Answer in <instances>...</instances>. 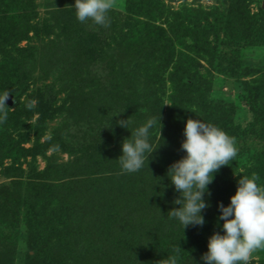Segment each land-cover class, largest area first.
<instances>
[{
  "label": "rangeland",
  "instance_id": "374dc122",
  "mask_svg": "<svg viewBox=\"0 0 264 264\" xmlns=\"http://www.w3.org/2000/svg\"><path fill=\"white\" fill-rule=\"evenodd\" d=\"M32 1L36 7L30 24L45 23L48 30H28L9 47L8 56L17 60L26 87L15 106L11 96L12 107L21 109L20 114L8 111L0 130V264H168L169 257L186 249L185 244L207 234L201 229L218 215L224 186L231 187L241 176H255L264 186V0H132L134 30L151 26L164 30L161 35L150 30L153 40L163 43L166 58L156 68L163 72L164 82L156 83L155 97L148 100L155 106L163 102L161 120L166 118L169 128L164 133L162 128L151 130L150 142L156 149L148 164L138 172L121 173L117 181L110 178L120 174L109 171L108 162L100 166L99 154L106 158L108 150L121 152L132 124L125 129L117 123L124 112L113 116L123 111L116 100L108 101L112 107L103 114L104 123L88 114L86 122H75L70 107L78 103L77 93L88 96L98 85L82 89L72 85L70 92L62 65L54 66L61 40L56 35L65 30L75 0ZM113 4L111 10L126 13L127 0ZM156 7L157 16L146 13ZM18 15L11 11L1 24L11 25ZM90 28L93 33L104 30ZM119 42L117 35L109 39L108 56L116 57ZM100 49L98 45L96 62L80 69L85 76L88 71V77L103 80L113 68L109 59L98 60ZM140 55L139 50L126 51L122 60L132 58L136 63ZM186 73L196 82L194 95L182 88L175 94ZM136 88L139 95H153L152 90ZM173 100H179L178 110L189 101L188 110L174 111ZM179 113L218 126L235 139L238 149L235 160L222 166L208 185L211 195L205 199L211 206L202 212L205 224L185 230L167 214L179 207L174 200L180 194L167 176L170 165L185 154L180 145L186 121L176 118ZM48 140L55 146L49 148ZM91 141L96 150L78 151ZM207 250L205 246L182 257L180 264H205L201 256ZM248 264H264V249L254 252Z\"/></svg>",
  "mask_w": 264,
  "mask_h": 264
},
{
  "label": "trees",
  "instance_id": "16d2710c",
  "mask_svg": "<svg viewBox=\"0 0 264 264\" xmlns=\"http://www.w3.org/2000/svg\"><path fill=\"white\" fill-rule=\"evenodd\" d=\"M127 1L128 5L126 13L110 10L108 14L110 18V26L106 28L100 26L101 30H104H99L101 31L99 33H93L88 24L80 23L76 19L75 12H73V14L70 16L71 18L64 21V25H66L65 30L56 35L57 37H60L61 40L60 42H57L58 45L56 47V51L59 52V55L57 56L54 66L62 65V70L64 72L63 79H65L67 85L66 88L70 89V92H73L72 85H78L81 89L98 85L97 87H95L96 90L94 91V93H90V95L88 94V96H86L85 94L77 93L78 97L76 98V100L78 101V103H74L72 107H70V115L75 119V122H86L87 118L84 116L88 114L89 116L96 115L100 122L104 123L103 114L112 107L110 104H108V101L112 100V102L114 103V101L116 100L118 101V104H120L118 106L122 107L121 109L123 111L125 110L124 113L120 115L119 119L122 120L129 118L130 121L132 120V127L130 126L132 130H134L135 127H138L141 124L145 123L148 119L155 118L157 120V123L153 129L157 131L162 128V133H164L166 129L169 128V126L165 124L166 118L161 120V113L164 110L163 102L160 100L158 101V103H156L155 106L152 102L149 103L150 100H148L151 97H155L157 91L154 90V87L156 86V83H159L161 85L162 82H164V80L160 79L163 76V72L157 73L156 68H158L159 65L161 66L163 60L166 58L163 54V43L160 41H154V34L150 30L155 28L157 31H160V35L163 34L164 30L163 28L159 29L152 26L148 28L146 27L145 29L141 28L138 31L134 30L132 26L133 22L131 23L130 20V15L131 13H136V11H134L136 6L132 4V0ZM134 1L135 0H133V2ZM35 7L36 6L34 4V1L32 0H0V93L4 91H10V96H13L14 106L15 101L17 99H20V95L25 91L26 84L24 85L23 83L26 82V80L22 79L21 77L22 74L20 71V67L17 66V60L13 59L11 56H8V53H10L9 47L13 41L21 40L23 34L27 33L28 30L36 32V30L39 29L41 33L45 32L43 30H48V28L45 27V23L34 25L30 24V21L35 17ZM11 11H17L19 12V15L15 16L13 23L9 26H6V23L5 25L1 24L2 21L7 20L9 19V17H11ZM146 13L148 15L157 16L160 13V10L157 7L151 8L147 10ZM5 26L6 29L4 28ZM46 34L48 35V31H46ZM100 34L104 35L103 38H101L102 40L98 36ZM115 35H117L120 39V42L116 44L118 50L116 55L117 58L108 56L107 54L109 48L108 41L112 36ZM98 45L102 47V49L99 50L100 57H98V60L103 63L105 59H109L108 66H111V69L113 68L112 72L109 71L106 76L104 75L103 80L94 77V75L92 76L91 74L88 77V71L86 72L85 76L80 69L83 68V66L90 68L91 64H94L96 62ZM136 45L138 46L136 47ZM138 50L140 51L141 55L137 59L138 61L136 63H133L131 61L132 58L126 61L122 60V56L124 55V53H126V51L128 53L129 51H135V53L137 54ZM160 52H162V55L160 54ZM132 64H134V66H132ZM125 66L126 69H128L129 67L127 71L125 69ZM135 67L138 70H136ZM234 67H236L235 69L240 68L238 65ZM107 82L109 83L106 84ZM178 84L179 88L175 91V94H180V88H182L185 89V92H187L188 95H190L189 92L194 95L192 91H194L196 82L192 75L186 73L184 75V78H182V80H180ZM135 86H142L143 88H146L148 92L152 90L153 95L148 94L149 96H146L142 93L141 95H139V89H133V87L135 88ZM68 97L72 100L73 93H70ZM245 100L249 106L250 111L253 112L258 118V112L252 105V102L248 97H245ZM140 101L144 103H141ZM178 101L179 100H177L176 102L174 101L171 107L176 108L175 105L178 103L180 106V102ZM13 103L11 105L7 104L9 107L8 111L13 109L14 111L11 113V115L16 116L18 113L20 114L21 109L12 107ZM140 103L142 105H140ZM188 103L189 101L184 102L185 109L183 110H178L177 108L172 109L180 113L184 112L189 108ZM180 113L177 114V119L180 118L181 120L185 121L189 119L187 118L188 115H186L187 117H181ZM159 116L161 124L159 123ZM256 122L258 121H255V123ZM255 123H253L252 125H254ZM2 125L3 124H0V130H2ZM233 129L236 130V128H231V130ZM125 135H127L128 137V133H126ZM46 143L49 145V148L53 147V145L55 146L54 141L48 140ZM94 143L95 141H91L89 142V144H86V147L84 149H78V151H80V153H87L91 150L94 151L96 150V144ZM19 149L21 150L20 147ZM22 150L25 152H29L27 149ZM116 154L117 158H115ZM121 154L122 153L118 150H108V152L105 154L107 159L104 158L102 154H99V157L101 156V158H103V161L99 164L100 166L105 165V163L108 162L109 171H115L117 172V174H120L119 177H111L110 179L112 181H117L119 180L118 178L121 177L122 172L119 161L117 160ZM96 157H98V155L92 156V158ZM111 158H115V160L113 161ZM122 177L125 178L124 175H122ZM78 184H82L83 186V183L79 182V180ZM236 189L237 181H235L233 185L227 189L224 186V189H222L220 192V202H223L224 205H228L230 196H232V194H235ZM108 192L111 194V190H108ZM218 216L219 213L213 220L211 225H207L205 228L201 229V231H203L202 233L206 232L207 234H203V236L199 240L193 243L185 244L184 242L182 244H185L186 249L176 254V256L178 257V264H180V259L182 257L193 255L199 249L207 246L208 238L213 234V232L221 231V229L217 227ZM33 221H36V219H33ZM219 223L222 224L223 221L221 220L219 221Z\"/></svg>",
  "mask_w": 264,
  "mask_h": 264
},
{
  "label": "clouds",
  "instance_id": "9594fccd",
  "mask_svg": "<svg viewBox=\"0 0 264 264\" xmlns=\"http://www.w3.org/2000/svg\"><path fill=\"white\" fill-rule=\"evenodd\" d=\"M113 6V0H75L72 8L80 23L90 22V26L106 28L110 26L108 14ZM9 95L10 91L0 93V124L8 118L6 101ZM117 123L129 129L132 122L127 118ZM156 123L155 118L148 119L130 131V137L123 140L122 154L117 159L123 174L138 172L145 162L148 164L150 155L156 149L150 142L151 130ZM183 135L180 147L185 154L173 162L167 172L175 191L180 194L174 200L179 207L167 214L185 230L189 226L205 224L202 212L211 206L205 199L206 195H211L208 185L222 166L230 165L235 160L238 149L233 137L202 119L189 118ZM257 179L255 176L239 177L230 203H218L217 227L221 231L213 232L208 238V250L201 256L205 264H248L254 252L264 249V186L259 185ZM221 220L222 224L219 223ZM168 264H178V257H169Z\"/></svg>",
  "mask_w": 264,
  "mask_h": 264
},
{
  "label": "water",
  "instance_id": "95a60500",
  "mask_svg": "<svg viewBox=\"0 0 264 264\" xmlns=\"http://www.w3.org/2000/svg\"><path fill=\"white\" fill-rule=\"evenodd\" d=\"M11 96H9L8 100L6 101L8 105H11L12 104V101H11Z\"/></svg>",
  "mask_w": 264,
  "mask_h": 264
}]
</instances>
